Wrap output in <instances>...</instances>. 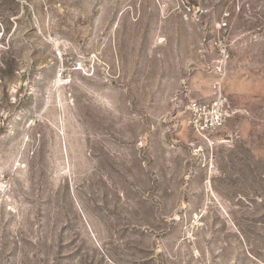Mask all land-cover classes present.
<instances>
[{"label":"rangeland","instance_id":"1","mask_svg":"<svg viewBox=\"0 0 264 264\" xmlns=\"http://www.w3.org/2000/svg\"><path fill=\"white\" fill-rule=\"evenodd\" d=\"M0 264H264V0H0Z\"/></svg>","mask_w":264,"mask_h":264},{"label":"built area","instance_id":"2","mask_svg":"<svg viewBox=\"0 0 264 264\" xmlns=\"http://www.w3.org/2000/svg\"><path fill=\"white\" fill-rule=\"evenodd\" d=\"M227 98L219 86L212 99H191L188 104L189 124L208 142L212 134L223 128L228 117Z\"/></svg>","mask_w":264,"mask_h":264}]
</instances>
